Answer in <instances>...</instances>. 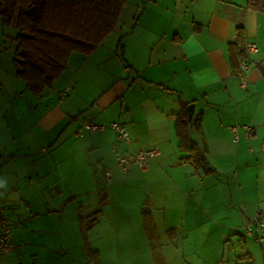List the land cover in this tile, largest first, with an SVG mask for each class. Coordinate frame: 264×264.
Listing matches in <instances>:
<instances>
[{
	"label": "crops",
	"instance_id": "obj_1",
	"mask_svg": "<svg viewBox=\"0 0 264 264\" xmlns=\"http://www.w3.org/2000/svg\"><path fill=\"white\" fill-rule=\"evenodd\" d=\"M238 28L256 47L243 76L228 58ZM16 35L0 21V216L12 244L0 264H154L144 206L165 264H264V242L244 228L264 213V14L246 0H126L114 29L71 52L39 94L16 74ZM184 110L204 167L184 161ZM83 119L123 123L130 141ZM116 146L159 154L122 174ZM80 211L98 213L92 255Z\"/></svg>",
	"mask_w": 264,
	"mask_h": 264
},
{
	"label": "trees",
	"instance_id": "obj_2",
	"mask_svg": "<svg viewBox=\"0 0 264 264\" xmlns=\"http://www.w3.org/2000/svg\"><path fill=\"white\" fill-rule=\"evenodd\" d=\"M126 0H0V19L17 28L14 65L27 88L39 94L65 69L71 52L89 54L115 27ZM249 9L264 14V0H246ZM245 33L238 28L235 43L228 44V58L234 71L238 58L244 55ZM264 72V71H262ZM186 110L178 116L176 132L190 154L184 161L196 167L206 166L204 151L189 139ZM143 226L151 243L154 264H165L161 245L150 221L148 210L142 209ZM98 213L86 216L80 211L79 228L89 255L86 232L96 222ZM93 256L96 257L94 254Z\"/></svg>",
	"mask_w": 264,
	"mask_h": 264
},
{
	"label": "built area",
	"instance_id": "obj_3",
	"mask_svg": "<svg viewBox=\"0 0 264 264\" xmlns=\"http://www.w3.org/2000/svg\"><path fill=\"white\" fill-rule=\"evenodd\" d=\"M244 55L238 58V70L239 75L246 74L252 64L251 55L256 51L255 44L251 41L245 40L243 44ZM81 126L84 130H103L105 128L112 129L116 134L117 141H122L127 144L130 141V136L127 130V127L123 123L118 122H109L106 125L95 124L87 119L81 121ZM245 134L249 135L253 130L250 126H243ZM237 126L232 127L234 133V139H237ZM78 135L82 134L81 127L76 132ZM262 149H264V140H262ZM159 154V149L157 146H151L146 149L139 150L135 154L131 153L128 150L119 151L117 146L115 149V164L116 167L120 170L122 174L127 173L129 168L132 165H136L141 170H146L150 164V161L153 160ZM105 176L107 179H110L111 172L110 170L105 171ZM252 225L256 227V230L259 231L256 234ZM245 231L248 235L254 236V239L257 242H264V213L261 211H256L250 221L245 226ZM11 227L10 222L7 217L1 212L0 216V255L6 254L11 249Z\"/></svg>",
	"mask_w": 264,
	"mask_h": 264
},
{
	"label": "water",
	"instance_id": "obj_4",
	"mask_svg": "<svg viewBox=\"0 0 264 264\" xmlns=\"http://www.w3.org/2000/svg\"><path fill=\"white\" fill-rule=\"evenodd\" d=\"M187 111H188L189 117H191L192 116V113H193V104H189L187 106Z\"/></svg>",
	"mask_w": 264,
	"mask_h": 264
},
{
	"label": "rangeland",
	"instance_id": "obj_5",
	"mask_svg": "<svg viewBox=\"0 0 264 264\" xmlns=\"http://www.w3.org/2000/svg\"><path fill=\"white\" fill-rule=\"evenodd\" d=\"M0 21H1V19H0ZM1 23H2V21H1ZM3 25H5L4 23H2ZM249 222V221H248ZM247 224H245V226H246ZM245 226H244V228H245ZM252 229H253V231L255 232L256 231V227L254 226V225H252Z\"/></svg>",
	"mask_w": 264,
	"mask_h": 264
}]
</instances>
